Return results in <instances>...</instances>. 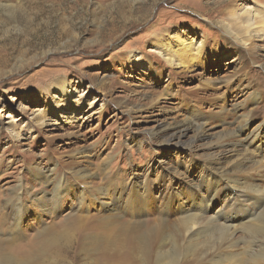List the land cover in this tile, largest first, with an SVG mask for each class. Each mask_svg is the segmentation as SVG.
Wrapping results in <instances>:
<instances>
[{
  "label": "rangeland",
  "instance_id": "rangeland-1",
  "mask_svg": "<svg viewBox=\"0 0 264 264\" xmlns=\"http://www.w3.org/2000/svg\"><path fill=\"white\" fill-rule=\"evenodd\" d=\"M239 3L262 6L264 0H0V231L9 227L3 216L12 213L10 206L23 204L21 227L6 235L14 245L26 246L38 231L75 213L89 219L101 214L92 200L73 207L74 195L88 193L85 181L69 173L79 165L94 171L92 199L95 189L105 187L112 193L125 190L122 199L134 200V216L128 218L139 222L131 231L151 234L145 251L170 248L158 225L185 214L182 206L188 201L183 197L187 189L203 187L208 156L204 147L188 149V137L181 144L165 143L151 138L148 129L195 115L204 119L208 140L215 141L230 132L229 126L219 125L234 103L253 119L251 136L264 122V71L252 63L245 66L238 55L249 58L248 51L227 43L222 28L228 21L226 10ZM175 36L179 38L173 44L185 38L204 44L205 52L189 69L170 67L151 51ZM252 43L264 65V42ZM64 83L87 92L80 98V111L75 103L68 110L60 92ZM256 95L258 102L250 109L247 105ZM93 97L99 99L97 110L101 106L90 114ZM58 100L67 109L61 112L64 118L57 115ZM79 115L83 117L76 120ZM253 154L264 162V150ZM56 182L70 185L69 196L59 193L58 213L40 214L42 201L55 198L50 192ZM223 204L216 199L210 210L221 213ZM82 225H67L68 234L47 253L34 256L35 261L116 264L101 258L112 254L111 249H93V259L86 260L74 243ZM218 237L212 236L211 245ZM71 243L70 253L66 247ZM196 243L203 247L208 242L199 237ZM200 263L212 264L181 262Z\"/></svg>",
  "mask_w": 264,
  "mask_h": 264
},
{
  "label": "bare ground",
  "instance_id": "bare-ground-1",
  "mask_svg": "<svg viewBox=\"0 0 264 264\" xmlns=\"http://www.w3.org/2000/svg\"><path fill=\"white\" fill-rule=\"evenodd\" d=\"M226 12L228 21L222 25L226 37L230 40L226 39V42L231 43L230 45L235 44L243 52L248 51L249 58H245L242 54L238 55L245 66L252 63L258 69L264 71V65L254 50L257 45L255 44V46L252 43L254 40L264 42V5L251 6L239 3L237 7L228 9ZM172 38L161 40L157 46L151 48V51L161 54L160 56L170 67L189 69L196 64V61L205 52L202 42L185 38L177 40V43L173 44L175 43L174 39L179 37ZM138 60H141V57ZM60 90L61 95L68 103V105H65L69 107V104L75 103L78 111H80L79 109L82 106L80 98L87 92L79 93L78 90L67 83L60 85ZM76 93H79V95ZM258 98V95L253 96L251 102L248 105L246 102L245 104L251 106L249 107L251 109L253 105L257 104ZM98 101L99 99L96 97L91 98L89 101L90 114L100 111L101 104L98 110L96 108ZM61 104L60 100L55 103L56 108H58L57 115L64 109L67 110L66 108H60ZM242 108L244 106L235 103L232 105L231 113L224 116L222 118L224 121L220 125L218 124L219 126H229L230 132L222 137L219 136L215 141L208 140L209 134L206 132L207 129H204V119H199L195 115L148 129L147 134L151 138L165 143L181 144L185 142L184 138L188 137L186 141L188 149L193 148L196 150L199 146L204 147L208 156L203 187L198 186L197 189L189 188L186 190L183 200L188 201L187 205L184 206V201L181 200L182 213L185 214L174 222L168 221L158 225L162 239L170 244V248L166 251L161 249L160 246L154 248L151 252L145 251L146 243L150 240L151 234L143 231L137 233H134V230L131 231L134 226L139 225V222L130 221V217L128 218V215L134 216V200L129 199L128 194L125 195L127 196L126 199H122V193L124 195L125 190L120 189L112 193L109 188L98 187L95 189L97 197L92 199V196H90L92 192L90 183L94 171L91 172V168L78 165L75 169L72 167L73 170L69 173H71L74 180L80 178L85 181L82 184L87 187L88 193L80 191L78 196L74 195L72 197L75 199V201L72 199L73 207H76V209L81 208L86 200H92L94 204H97L98 211L101 214L96 218L89 219L91 217H83L75 213L70 216L71 218L68 217V219H64L55 225L51 224L42 231H38L36 234L39 235L34 236L26 246H22L14 245L11 241L13 239L6 236L8 233H16L19 230L25 214L22 209L23 204H12L10 206L12 213L6 215L5 218L3 216V222H7L6 225L9 227L3 228V231L6 230L7 233L6 231L4 233L0 231V264H39L35 261L34 256L39 253H47L51 245L56 244L59 238L68 234L67 225H72L73 222L78 221L83 222V225L81 233L74 243L77 248H81L85 252L86 260L93 259L92 255L95 254L93 249L101 248L103 251L112 250V254L105 252L101 258L109 261L115 260L114 263L116 264H181L186 259H199L212 264L223 262L228 264H264V162L257 160L254 157L255 154H253L255 150H264V122L259 123V127L261 126L260 132L253 133V136H251L252 132H248V129L253 119L248 117V113ZM68 110H70V107ZM61 116L63 117L62 113ZM81 117L83 116H77L76 120L81 119ZM39 124L41 127L44 126V120H41ZM189 131L191 134H188ZM51 183L53 182H47V185H51ZM58 187L64 188V191H59ZM69 187V184L62 185V183L56 182L52 192L49 191L51 195L55 192V198L52 202L42 201L40 214L54 215V213H58L61 208L59 200L62 198L58 195L59 193H64L63 196L68 195L70 193ZM114 193L117 196L114 197ZM216 199H221L224 202L223 206L226 207L221 213L219 211L214 213L210 210L213 201ZM224 220L227 222H224ZM237 224L244 227L240 228ZM215 233H218L219 237L217 243H215L216 245H211V238ZM43 234H49L50 238L42 237ZM199 237H204V242H208L206 246H198L196 241ZM134 240L136 241L135 245ZM239 242L241 246H239ZM72 244L69 245V248L66 247L67 252H72L74 248ZM57 264L69 263L62 261Z\"/></svg>",
  "mask_w": 264,
  "mask_h": 264
}]
</instances>
